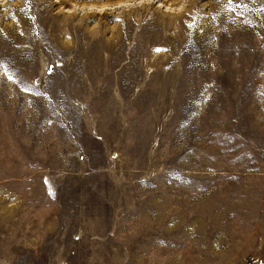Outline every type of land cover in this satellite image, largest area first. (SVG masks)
<instances>
[{"label": "rangeland", "instance_id": "374dc122", "mask_svg": "<svg viewBox=\"0 0 264 264\" xmlns=\"http://www.w3.org/2000/svg\"><path fill=\"white\" fill-rule=\"evenodd\" d=\"M261 9L0 0V264H264Z\"/></svg>", "mask_w": 264, "mask_h": 264}, {"label": "snow or ice", "instance_id": "6c2138e0", "mask_svg": "<svg viewBox=\"0 0 264 264\" xmlns=\"http://www.w3.org/2000/svg\"><path fill=\"white\" fill-rule=\"evenodd\" d=\"M228 3L230 5L232 3V0H228ZM245 7H246V5H245ZM261 11L264 12V9H261ZM193 19H195V17ZM189 27L192 28V27H194V25L193 24H190ZM155 51H166V50H163V49H155ZM49 71H51V69H49ZM26 90H28V89H26ZM36 94L37 95H41V93H39V92H37ZM49 192L51 194V189H49Z\"/></svg>", "mask_w": 264, "mask_h": 264}, {"label": "bare ground", "instance_id": "6f19581e", "mask_svg": "<svg viewBox=\"0 0 264 264\" xmlns=\"http://www.w3.org/2000/svg\"><path fill=\"white\" fill-rule=\"evenodd\" d=\"M138 1V0H137ZM112 7V6H111Z\"/></svg>", "mask_w": 264, "mask_h": 264}, {"label": "water", "instance_id": "95a60500", "mask_svg": "<svg viewBox=\"0 0 264 264\" xmlns=\"http://www.w3.org/2000/svg\"><path fill=\"white\" fill-rule=\"evenodd\" d=\"M157 4V3H156Z\"/></svg>", "mask_w": 264, "mask_h": 264}]
</instances>
